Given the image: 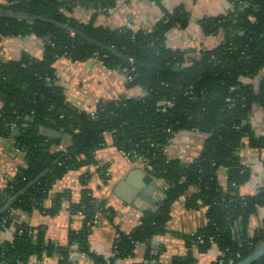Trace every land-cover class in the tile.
<instances>
[{
  "label": "trees",
  "instance_id": "16d2710c",
  "mask_svg": "<svg viewBox=\"0 0 264 264\" xmlns=\"http://www.w3.org/2000/svg\"><path fill=\"white\" fill-rule=\"evenodd\" d=\"M6 1L7 7L0 5V38L35 35L45 39L46 46L41 59L24 55L20 60L0 61V137L7 138L17 129V148L26 158V166L0 191V210L44 171L49 173L0 217V229L13 223L16 211L43 210L52 184L70 170L95 163L96 150L107 144L105 136L111 134L118 148L144 159L147 180H160L169 187L157 209L144 213L140 225L119 239L115 259L130 257L140 243L149 255L153 239L166 232L171 208L180 199L188 208L206 209L207 225L191 238L204 240L198 244L202 251L212 247L213 238L226 259L239 253L244 260L264 244V223L252 235L248 233L251 218L264 206V189L247 197L238 191L250 175L238 152L246 142L252 148H264V137H256L248 121L254 106H264V78L254 84L264 70V0H230L233 8L227 15L205 20L206 35L222 30L224 38L190 62L186 51L167 46L173 29L189 25V14L182 6L166 12L147 32L96 24L98 15L115 8L120 0ZM152 1L163 4V0ZM77 7L91 8L90 22L69 15ZM63 57L75 62L98 57L107 68L126 71L132 78L129 86L140 87L145 94L81 111L67 101L57 83L55 65ZM169 101L174 106L161 111L159 103ZM45 128L68 136L67 152L55 149L62 138L43 135ZM191 130L207 135L200 156L185 165L169 159L165 148L171 139ZM222 169L228 171L227 187L218 180ZM88 193L79 207L86 219L85 230L72 232L71 243L78 244L94 264H113L115 259L105 260L90 250L92 227L87 222L98 208ZM15 224L14 241L0 245L1 261L27 264L32 256L53 251L40 237L34 242L25 224ZM71 250H58L63 264L70 263ZM254 264H264V256Z\"/></svg>",
  "mask_w": 264,
  "mask_h": 264
},
{
  "label": "crops",
  "instance_id": "0c3cea01",
  "mask_svg": "<svg viewBox=\"0 0 264 264\" xmlns=\"http://www.w3.org/2000/svg\"><path fill=\"white\" fill-rule=\"evenodd\" d=\"M0 5L7 7L8 2L0 0ZM181 6L189 14V25L185 29H173L168 34L167 46L186 51L190 62L199 59L201 52L213 49L222 42V30L217 35L208 36L202 24L207 19L227 15L232 10L230 0H163L162 6L152 0H120L115 8L100 13L96 24L111 29L148 32L165 18L166 12ZM4 13L9 14V11ZM93 13L91 8L77 7L69 15L88 23ZM45 46V39L35 35L2 37L0 61L20 60L24 55L41 59ZM55 67L57 83L63 87L67 101L81 111H92L103 102L138 98L145 94L142 88L129 86L124 70L107 68L95 58L85 63L60 58ZM262 78L264 70L254 79V84L259 85ZM2 106L0 99V108ZM248 121L255 136L264 137V106H254ZM26 126L23 124V127ZM13 130L9 137H0V191L26 166L25 154L16 144L18 130ZM41 133L51 138H62V144L55 149L62 153L68 151L71 142L62 131L45 128ZM206 139L207 135L200 131H182L166 146V156L184 165L190 164L200 156ZM106 141V145L96 150L93 165L70 170L52 184L43 210L14 212L13 223L0 229V245L14 241L17 233L15 222H18L31 229L34 242L40 237L45 246H53L52 252L46 250L34 255L27 264H63L58 250L68 247L72 249L69 264H94L95 261L82 252L78 244L71 243L70 237L74 231L85 230L86 219L79 212V207L87 191L95 200L99 215L98 223L88 235L90 250L95 256L114 260L119 239L131 234L140 225L144 213L157 209L164 199L165 184L160 180H147L145 163L118 148L113 136ZM238 157L250 174L248 181L240 185L239 194L243 197L255 196L264 189V148H252L246 142ZM218 180L222 187L228 186L226 169L219 172ZM207 223L206 209L188 208L185 200L180 199L171 208L166 232L153 239L149 255L146 245L140 243L130 257L116 258L113 264H213L220 255L218 247L202 251L191 240ZM263 223L264 206L259 207L251 218L248 233L252 235Z\"/></svg>",
  "mask_w": 264,
  "mask_h": 264
},
{
  "label": "built area",
  "instance_id": "2783aa9c",
  "mask_svg": "<svg viewBox=\"0 0 264 264\" xmlns=\"http://www.w3.org/2000/svg\"><path fill=\"white\" fill-rule=\"evenodd\" d=\"M231 5H232V8H233V3H231ZM104 11H106V10H104ZM96 55H97V54H96ZM95 59H98V60H99L98 57H96ZM124 72L126 73V71H124ZM131 80H132V78H131L130 75L128 74V82H130ZM158 106L160 107V110L164 112V111L167 110V108H171V107H173L174 104H173V102L169 101V102L159 103ZM173 138H174V137H173ZM173 138H172V139H173ZM172 139H171V141H172ZM171 141H170V142H171ZM133 157L136 158V159H138V160L143 161V162L146 164V162L144 161V159H143L142 157L137 156V155H135V156H133ZM234 186L237 187L236 184H234ZM168 188H169V187H168L167 185L164 186V189H165V190H168ZM98 221H99V215L96 214V215H94V217H93L91 220H89V221L87 222V226H88V227H94V225L97 224ZM31 232H32V231H30V235H31ZM22 233H23V232L20 230V231H19V234L22 235ZM195 237H196V235L193 236L192 238H195ZM192 242H193L194 244H197V245H198V244H203V243H204V240H203L202 238H197V239H192ZM209 242L211 243L212 246H217L213 238H210V241H209ZM241 257H242L241 254L238 253V254H236V257L233 256V257H231V258L226 259V258H225V254H223V253L220 251V255H219L218 259H217V263H218V264H237V263H239L240 261H242V258H241Z\"/></svg>",
  "mask_w": 264,
  "mask_h": 264
},
{
  "label": "water",
  "instance_id": "95a60500",
  "mask_svg": "<svg viewBox=\"0 0 264 264\" xmlns=\"http://www.w3.org/2000/svg\"><path fill=\"white\" fill-rule=\"evenodd\" d=\"M49 173V170L44 171L41 175H39L35 180L30 182L21 192H19L15 197L9 200L7 205L0 210V217L7 214L9 211L12 210L13 205L15 202L25 193H27L35 184H37L42 178H44ZM144 174V173H143ZM264 256V244L259 247L255 252H253L250 256L245 258L244 260L240 261L237 264H254L258 260H260ZM0 264H9L6 261H1Z\"/></svg>",
  "mask_w": 264,
  "mask_h": 264
},
{
  "label": "rangeland",
  "instance_id": "374dc122",
  "mask_svg": "<svg viewBox=\"0 0 264 264\" xmlns=\"http://www.w3.org/2000/svg\"><path fill=\"white\" fill-rule=\"evenodd\" d=\"M74 12V11H73ZM72 12V13H73ZM63 58H67V59H70V61H73L71 58L69 57H63ZM86 61H89V60H86ZM2 62V61H1ZM75 62V61H73ZM77 63H85V61H77ZM93 110V109H92ZM89 110H85V112H88ZM110 136H112L111 134H106L105 138L108 139ZM93 165V164H92Z\"/></svg>",
  "mask_w": 264,
  "mask_h": 264
}]
</instances>
